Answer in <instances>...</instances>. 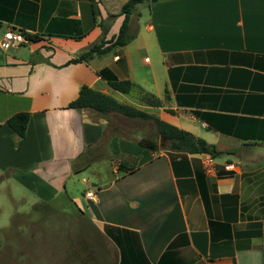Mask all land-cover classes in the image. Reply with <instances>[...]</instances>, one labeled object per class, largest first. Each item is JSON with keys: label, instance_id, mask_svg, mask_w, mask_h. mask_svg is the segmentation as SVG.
Segmentation results:
<instances>
[{"label": "crops", "instance_id": "obj_1", "mask_svg": "<svg viewBox=\"0 0 264 264\" xmlns=\"http://www.w3.org/2000/svg\"><path fill=\"white\" fill-rule=\"evenodd\" d=\"M94 1L105 18L127 0ZM137 6L130 42L67 63L101 36L89 0H0V42L8 30L38 35L0 49V160L24 170L21 178L36 188L38 204L66 193L70 174L110 161L106 175L97 173L82 190L86 209L77 197L70 200L91 219L115 264H264V143L253 141L264 132V0ZM122 19L110 22L105 40L117 34ZM100 71L134 88L120 93ZM83 85L203 138L223 152L219 156L237 161L215 157L207 172L204 154L147 151L139 139L113 129V113L66 108ZM137 89L159 105L140 100ZM18 111L30 113L23 138L5 124ZM225 163L233 169L225 171Z\"/></svg>", "mask_w": 264, "mask_h": 264}, {"label": "rangeland", "instance_id": "obj_2", "mask_svg": "<svg viewBox=\"0 0 264 264\" xmlns=\"http://www.w3.org/2000/svg\"><path fill=\"white\" fill-rule=\"evenodd\" d=\"M109 120L116 132H124L131 140H156L155 153L168 147L167 141L157 137L151 120L117 113L111 114ZM216 159L214 162L218 163L225 159L237 161L231 154ZM109 165L110 161L98 160L70 174L65 183L67 194L62 190L50 201L38 204L36 188L21 178L24 170L18 171L0 160V264H115L114 255L98 236L91 219L81 214L70 200L77 197L86 209L88 201L82 190L95 181L97 173L105 176ZM82 178L88 181L85 183Z\"/></svg>", "mask_w": 264, "mask_h": 264}, {"label": "trees", "instance_id": "obj_3", "mask_svg": "<svg viewBox=\"0 0 264 264\" xmlns=\"http://www.w3.org/2000/svg\"><path fill=\"white\" fill-rule=\"evenodd\" d=\"M91 4L92 21L94 24H98L101 28V36L99 40L91 44L86 50L79 53L78 56L68 60L67 63H75L83 60H87L92 55H100L109 51L113 47H122L130 42L134 34L129 32V19L132 13L135 11L136 6L141 3L149 2L150 0H127L121 7V10L117 14H107L105 18L100 16L94 0H89ZM118 15H123L122 22L119 26L117 34L109 39L105 40V36L108 32L110 22ZM27 41H34L38 39L36 34H23ZM100 75L105 77L110 87L120 93L127 94L133 88L134 84L128 79L119 80L111 73L100 71ZM140 93V100L154 106L159 105L158 100H154L152 95L142 93L141 89H137ZM66 108L70 109H90L99 114L117 113L123 117L128 118H140L143 120H151L155 124L156 134L161 140L167 141V152L171 157L185 158L191 154H207L212 158L218 157L223 152L218 150L213 144H209L203 138L196 137L190 132L181 129L173 124L165 122L159 119L156 115L136 108L131 105H127L119 102L114 97L95 90L87 85L80 87L77 96L68 102ZM170 111V110H168ZM196 116L201 119H206V115L195 113ZM30 118V113L27 111H18L13 113L6 119V126L18 137L23 138L25 135L26 127ZM208 119V118H207ZM209 120V119H208ZM210 129H217V125L208 122ZM222 132L231 133V130L219 128ZM237 135V134H236ZM253 141L258 143H264V132L260 135V138H256ZM138 145L149 150L155 151L157 149V142L151 138H140L137 141ZM125 171L131 170L121 164L118 166ZM73 169V165H72ZM75 171V169H74ZM84 193V192H83ZM121 264V263H120Z\"/></svg>", "mask_w": 264, "mask_h": 264}, {"label": "built area", "instance_id": "obj_4", "mask_svg": "<svg viewBox=\"0 0 264 264\" xmlns=\"http://www.w3.org/2000/svg\"><path fill=\"white\" fill-rule=\"evenodd\" d=\"M10 41H15L17 43H25L27 40L21 32H13L8 30L4 34L3 40L0 42V49H6L9 46ZM203 167L205 171L209 172L213 168V158L207 154H204V158L202 160ZM225 171H229L233 169L232 163H225L223 166ZM92 192H86V196L92 198Z\"/></svg>", "mask_w": 264, "mask_h": 264}, {"label": "water", "instance_id": "obj_5", "mask_svg": "<svg viewBox=\"0 0 264 264\" xmlns=\"http://www.w3.org/2000/svg\"><path fill=\"white\" fill-rule=\"evenodd\" d=\"M152 1H154V0H152Z\"/></svg>", "mask_w": 264, "mask_h": 264}]
</instances>
